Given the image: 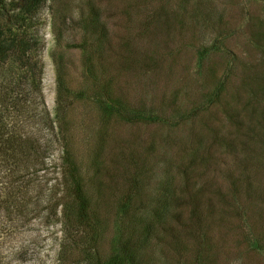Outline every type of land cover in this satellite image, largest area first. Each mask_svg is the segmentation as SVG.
<instances>
[{"label":"rangeland","instance_id":"1","mask_svg":"<svg viewBox=\"0 0 264 264\" xmlns=\"http://www.w3.org/2000/svg\"><path fill=\"white\" fill-rule=\"evenodd\" d=\"M12 33L0 264H264V0H0Z\"/></svg>","mask_w":264,"mask_h":264},{"label":"trees","instance_id":"2","mask_svg":"<svg viewBox=\"0 0 264 264\" xmlns=\"http://www.w3.org/2000/svg\"><path fill=\"white\" fill-rule=\"evenodd\" d=\"M39 1L40 0H33L34 3H37ZM28 48H29L28 43L24 35L21 36L20 34L12 33L8 37H5V39L1 37L0 38V64H3L9 56L13 58L12 62L14 59H17L20 61L25 60V59L27 60L28 59V54H27ZM17 66L20 67V65H17ZM74 190H75L76 195L79 196V198H81V201H83V202L79 201L80 202L79 208L82 209L85 206L84 202H86V200L85 199L83 200L84 197L82 196V190H81V187L78 181L74 182ZM124 242L127 243V240L125 239Z\"/></svg>","mask_w":264,"mask_h":264}]
</instances>
